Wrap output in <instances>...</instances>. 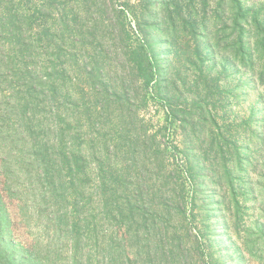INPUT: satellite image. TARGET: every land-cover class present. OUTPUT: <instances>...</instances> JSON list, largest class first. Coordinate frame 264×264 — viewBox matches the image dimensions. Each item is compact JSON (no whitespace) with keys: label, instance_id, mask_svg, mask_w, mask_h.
I'll return each instance as SVG.
<instances>
[{"label":"rangeland","instance_id":"obj_1","mask_svg":"<svg viewBox=\"0 0 264 264\" xmlns=\"http://www.w3.org/2000/svg\"><path fill=\"white\" fill-rule=\"evenodd\" d=\"M18 99L76 163L93 264H264V0H0V123ZM14 186L47 242L41 185Z\"/></svg>","mask_w":264,"mask_h":264},{"label":"trees","instance_id":"obj_2","mask_svg":"<svg viewBox=\"0 0 264 264\" xmlns=\"http://www.w3.org/2000/svg\"><path fill=\"white\" fill-rule=\"evenodd\" d=\"M44 73L50 75L49 71ZM48 99L52 97L48 96ZM10 111L26 120L19 125L14 121L7 125L0 123V141L6 155L0 165L5 176V185L0 186V264H93L90 231L80 232L85 218L80 217L77 203L68 200L67 186L63 183L65 176H73L68 173L75 169L76 163L68 156L70 154L59 150L63 158L56 169L49 159L47 143L38 139L37 126L26 117L27 110L20 99L7 105L3 113L8 115ZM16 179L36 181L41 185L38 188L41 198L45 201L48 198L45 221L51 237L47 242L29 244L18 239L14 213L25 215V212L23 202L17 201V209H11L18 191V186H14ZM18 199L22 201L23 197ZM99 256V264L114 263L115 258L111 259L104 250Z\"/></svg>","mask_w":264,"mask_h":264}]
</instances>
